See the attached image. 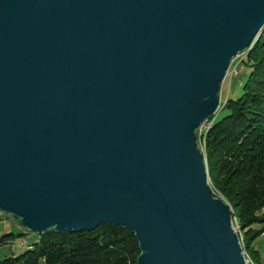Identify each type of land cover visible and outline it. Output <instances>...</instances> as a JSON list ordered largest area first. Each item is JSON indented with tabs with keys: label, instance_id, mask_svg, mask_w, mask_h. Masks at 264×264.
<instances>
[{
	"label": "water",
	"instance_id": "obj_1",
	"mask_svg": "<svg viewBox=\"0 0 264 264\" xmlns=\"http://www.w3.org/2000/svg\"><path fill=\"white\" fill-rule=\"evenodd\" d=\"M264 0H0V209L133 231L136 264H246L196 129Z\"/></svg>",
	"mask_w": 264,
	"mask_h": 264
},
{
	"label": "trees",
	"instance_id": "obj_2",
	"mask_svg": "<svg viewBox=\"0 0 264 264\" xmlns=\"http://www.w3.org/2000/svg\"><path fill=\"white\" fill-rule=\"evenodd\" d=\"M241 53L249 68L242 92L221 101L227 113L210 116L198 145L202 149L203 144L210 185L229 203L244 255L253 264L252 241L264 232V27ZM11 236V231L3 233L0 246ZM26 236L20 242L26 249L0 254V264H136L139 254L133 231L111 223L75 233L44 231L32 243Z\"/></svg>",
	"mask_w": 264,
	"mask_h": 264
},
{
	"label": "rangeland",
	"instance_id": "obj_3",
	"mask_svg": "<svg viewBox=\"0 0 264 264\" xmlns=\"http://www.w3.org/2000/svg\"><path fill=\"white\" fill-rule=\"evenodd\" d=\"M243 56H244V54L240 53V64L238 65V72L234 75L232 74V76H230V74H227L224 81L221 84V90H220V94H219L220 105H221V101L223 102L227 98H235V97L239 96L242 92V84L246 80V77H247L248 72H249V68L241 62V59H242L241 57H243ZM240 67H242V68L240 69ZM226 113H227V110L222 109V107L220 106L219 109L214 113V115H215V118H220L223 115H225ZM202 150L204 151L203 144H202ZM208 180H209V178H208ZM209 183H210V181H209ZM233 226H235V228L238 231L236 233L238 234L239 240H240V242H242L243 249L246 253V250L244 248V242L241 239V235H240V231L238 229V226L236 224L235 225L233 224ZM17 227H22L20 221L17 218H15L11 215H8L7 213H4V212L0 213V229L1 228L7 229L6 232L5 231L0 232V236L3 233H7L9 231L13 232V236L9 237L7 239V242L0 246V254L9 253V252H12L13 254H18V253L24 251L26 249V246L25 245L21 246L20 242L23 241V239H24V237H26V235L29 236V238H28L29 243H32V242L37 240L36 239L38 237L37 232L28 231L27 234L19 235L20 231L17 229ZM246 255H247V253H246ZM248 259H250V258L248 257ZM255 263L257 264V262H255Z\"/></svg>",
	"mask_w": 264,
	"mask_h": 264
},
{
	"label": "crops",
	"instance_id": "obj_4",
	"mask_svg": "<svg viewBox=\"0 0 264 264\" xmlns=\"http://www.w3.org/2000/svg\"><path fill=\"white\" fill-rule=\"evenodd\" d=\"M17 229L20 232H24V228L22 227H17ZM2 231H7V229L5 228H1L0 232ZM252 247L255 250V259L257 264H264V232H262L261 234H259L253 241H252ZM253 262V261H252ZM253 264H255L253 262Z\"/></svg>",
	"mask_w": 264,
	"mask_h": 264
},
{
	"label": "built area",
	"instance_id": "obj_5",
	"mask_svg": "<svg viewBox=\"0 0 264 264\" xmlns=\"http://www.w3.org/2000/svg\"><path fill=\"white\" fill-rule=\"evenodd\" d=\"M240 64V52H238L234 57H233V59L231 60V63H230V65H229V67H228V69H227V74H230V76H232V74L234 75V74H236L237 72H238V65ZM242 67H240V69H241ZM226 74V75H227ZM210 122V117L209 118H207L206 120H204L198 127H197V129L196 130H198V134H197V136H198V144H199V142L200 143H202V128H204L205 127V125L207 124V123H209ZM201 148V147H200ZM0 213H3V211L0 209ZM27 237V236H26ZM25 237V238H26Z\"/></svg>",
	"mask_w": 264,
	"mask_h": 264
},
{
	"label": "bare ground",
	"instance_id": "obj_6",
	"mask_svg": "<svg viewBox=\"0 0 264 264\" xmlns=\"http://www.w3.org/2000/svg\"><path fill=\"white\" fill-rule=\"evenodd\" d=\"M245 50H246V49H245ZM243 51H244V50H243ZM243 51H240V53L243 52ZM241 54H243V53H241ZM219 105H220V104H219ZM220 106H221V105H220ZM205 127H206V125H205ZM203 129H204V128H202V130H203ZM232 227H233V229H234L235 232H238L237 229L235 228V226H233V222H232ZM237 235H238V234H237ZM238 239H239V236H238ZM239 243H240V241H239ZM241 246H242V245H241ZM241 248H242V247H241ZM242 254H243V256H244V259H245L246 264H249V263L247 262V260H246V257H245V255H244L245 253H244L243 249H242Z\"/></svg>",
	"mask_w": 264,
	"mask_h": 264
}]
</instances>
